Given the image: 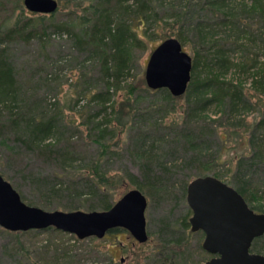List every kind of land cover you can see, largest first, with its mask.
Instances as JSON below:
<instances>
[{"label": "trees", "instance_id": "16d2710c", "mask_svg": "<svg viewBox=\"0 0 264 264\" xmlns=\"http://www.w3.org/2000/svg\"><path fill=\"white\" fill-rule=\"evenodd\" d=\"M79 1L81 3L87 1L83 12L81 14L74 13L70 23H51L50 33L66 32L73 35L72 46L81 53H85L87 60L98 57L99 89L89 91L90 100L99 104L96 114H107L106 111L111 102V90L114 93L125 90L127 111L124 113V119H120L119 115L116 117L119 130L123 132L130 122L131 124L136 123L138 116L144 120L147 119V125L138 127L135 136L132 137L131 150L140 169V174L137 177L127 173L134 188L139 189L150 200L170 192L171 184L168 182L170 181V171L174 166L167 165L166 162H159L155 153H152V146L156 141L151 140L152 145L149 146L147 140L150 137L149 132H154L164 123H159L158 115L167 112L168 107L174 108V104L179 99H183L179 115L183 127L180 129L179 135L183 140L182 145L186 147L184 151L189 153V158L185 156L184 162L198 164V168L210 170L209 166L214 165L212 163L214 159L200 158L203 152L201 147L203 142L199 139L206 119L209 118L205 113L207 107L214 105L217 108L220 113L219 117L210 120L218 123L228 122L239 114V110L251 108L245 95L246 87L243 84V79L240 78L235 82L233 79L227 78L226 75L231 69L242 74V77L252 75L253 87L258 88L264 95V57L262 61H259L256 54L254 57L248 55L251 48L249 43L255 42L258 35L264 36V0H249V2L248 0H195L192 9H189L191 7L189 4L187 9L182 7L179 13L171 12L169 17L175 18L168 24L162 19L160 21L158 18H154L158 14L156 9L161 7L160 0ZM17 2V8L22 11L23 6L20 0ZM7 4V0H0V10L6 12V15L0 19V136L4 139V136L14 135L16 141L34 150L37 156H44L49 152L58 153L59 151L54 149L55 145L44 142L53 135L61 134V123L57 120L56 114L29 113L27 115L24 112L23 108L27 105V100L23 97L24 93L21 94L22 85L11 60V48L14 44H29L33 39L41 44H46L49 38L46 30L49 25L42 26L41 24L39 28L38 22L47 17L50 18V21L54 20L57 10L52 14L39 15L33 19L22 16V12L20 15L12 16L13 11L8 9ZM190 11L193 15L187 20L186 15L188 12L191 13ZM133 18L137 20V28L132 27ZM252 21L258 22L259 29L253 30V24L250 23ZM160 24L168 26L164 39L176 38L182 46L192 43L190 48L192 52L191 79L185 93L179 97L172 96L165 88L152 90L147 86L138 89L132 84L123 85L126 76H131L133 72L134 50L145 48L149 27ZM261 39L264 41V38ZM235 49H240L243 53V58L239 62H234L230 57V52ZM82 79L87 80L85 75H82ZM146 93L153 95V102L141 106V100L146 96L143 94ZM122 105L123 103H121ZM257 110L259 111L258 108ZM105 115L102 120L97 122H85L89 130L87 137L99 148V157L90 161L84 171L73 170L67 163L68 161L63 159L56 169L57 173L54 177L44 184L45 186L50 184L48 191H45L47 194L60 197L64 194L63 192L68 190L67 185L73 188L82 186L87 190L86 193L78 196L77 190L69 191L67 203L63 207L68 211L80 208L88 211L107 210L113 204L112 199L110 200V193L106 191L107 188H104L111 181L100 166V157L111 147L110 143L106 141L108 128L102 127L103 123L110 122V119H107ZM12 129L16 132H12ZM73 135L72 133L69 139ZM239 138L246 142L249 152L247 154L236 153L234 158L228 159L234 162L233 169L229 168L221 173L214 171L211 175L224 182L229 180L230 185L242 195L251 209L258 213L263 212L260 203L264 202V180H253L252 172L257 171L260 166H264V113L259 120L251 125L248 135L245 137V135L239 134ZM73 155L78 157V153ZM215 158L218 162L224 160L222 153ZM61 176H70L71 179H65L67 181L62 182L59 181ZM74 176L75 178L78 176V179L75 180ZM118 180L121 181L122 177ZM186 187V182L181 185V196L186 195ZM46 198H49L48 195ZM48 204L50 203L44 206L45 209L55 210ZM190 215L189 208L180 223V226L185 230L190 229L188 222ZM42 230L62 232L53 227ZM118 230L120 228L112 229L108 233ZM4 231L13 233L15 242L25 250L19 239L20 234L36 233L40 230ZM68 236L67 241L73 240V242L67 245L62 242L41 246L42 254H45L49 259V261H45L47 264L60 262L62 264H81L87 258L98 260L99 255L103 252L96 246L82 248L81 244L84 240H79L73 234ZM89 239L92 240L94 237ZM261 241H264V234L252 241L250 251L264 255V245H261V248L256 246ZM176 242L182 244L184 238H178ZM25 254L28 264H35L34 255L32 254L34 258L31 257L27 250H25Z\"/></svg>", "mask_w": 264, "mask_h": 264}, {"label": "rangeland", "instance_id": "374dc122", "mask_svg": "<svg viewBox=\"0 0 264 264\" xmlns=\"http://www.w3.org/2000/svg\"><path fill=\"white\" fill-rule=\"evenodd\" d=\"M7 1L8 9L13 11L12 16L20 15V12H22V16L33 19L36 16L44 15L28 11L22 0H20L23 6L22 11L17 8V0ZM56 1L58 7L54 20L50 21V18L47 17V20L38 22L39 28L41 24L42 26L49 25L46 30V34L48 33L49 36L46 44H41L36 39H33L29 44H14L11 48V60L22 85L21 94L24 93L23 97L27 100V105L23 108L24 112L27 115L29 113L56 114L57 120L61 123V134L53 135L44 142L55 145L54 149L59 152H49L44 156H37L34 150L16 141L14 135L4 136V139L0 136V174L19 193L22 201L26 204L47 210L44 206L50 203L48 205L55 210L68 211L63 207L67 203L69 191L71 189L77 190L78 196L83 195L87 190L82 186L73 188L67 185L68 190L63 192L61 199L60 196L47 194L45 191H48L50 184L46 186L44 184L54 177L57 173L56 169L63 162V159L68 161L67 163L71 165L73 170L84 171L90 161L99 157V148L87 137L89 130L85 122H97L102 120L105 114H96L99 104L91 101L89 96V91L99 89L98 57L87 60L85 53H81L72 46L73 35L66 32L50 33L52 30L51 23H70L74 13L81 14L83 12L87 1L83 3L79 0ZM159 2L161 7L156 9L158 14L154 18H158L160 21L162 19L168 24L175 18L169 17L171 12L179 13L182 7L187 9L189 4L191 6L189 9H192L195 0H160ZM5 15L6 12L0 10V19ZM192 15V12H188L186 19H190ZM250 23L253 24V30L259 29L258 22L252 21ZM131 24L133 28H137L135 18ZM167 27V25L162 26V24L149 27L145 48L134 50L133 72L131 76H126L123 85L132 84L138 89L146 87L144 71L147 59L152 50L164 40ZM261 38L264 36L258 35L255 42L249 43L251 48L248 53L251 57L256 54L259 61H262L264 57V41ZM191 46L192 43H186L182 46L183 50L190 56L192 55ZM230 57L234 62H239L243 58V53L240 49H235L230 52ZM82 75H85L86 81L82 79ZM226 77L235 82L240 78L243 79V84L246 87L245 95L251 108L239 110V114L228 122L218 123L210 120L219 117L220 113L217 108L214 105L207 107L205 113L209 118L206 119V124L199 138L203 142L201 145L203 152L200 158H213L212 163L214 165L209 166L210 170L206 171V168H198V164L184 162V157L189 158V153L184 151L186 147L182 145L183 140L179 135L180 129L183 127L182 119L179 116L183 99H179L174 104V108L168 107L167 112L158 115L159 123H164L154 132H149L150 137L147 140L149 146L152 145L151 140L156 141L153 143L152 153H155L159 162H166L167 165L174 166L170 171V181L168 182L171 184L170 192L153 200L145 196L147 199V207L144 213L148 233L147 241L138 243L124 229L107 233L101 239L96 237L92 240L89 239L90 237L82 239L84 240L81 244L82 248L96 246L107 253L101 252L98 260L87 258L81 264H203L211 257L201 246L204 233L202 231L192 232L189 228L185 230L180 226L189 209L186 195L181 196L180 194V187L185 182L188 184L197 176L211 175L214 171L221 173L229 168L233 169L234 162L228 159L234 158L236 153L247 154L249 152L246 142L239 138V134L246 137L251 125L259 120L264 113V95L258 88L253 87L252 75L242 77V74L231 69ZM111 94L110 106L105 115L107 119H110V122L102 124L103 128H108L106 141L110 143L111 147L100 157V166L111 181L104 188H107L106 191L110 193V200L112 199L114 203L125 192L134 188L127 173L136 177L140 174V169L131 150L132 137L135 136L138 127L147 125V119L144 120L138 116L136 123L131 124L130 122V128L127 126L121 132L116 117L119 115L120 119H124V113L127 111L125 102L127 94L125 90H119L115 93L111 90ZM143 95L146 96L141 100V106L153 102V95H147V93ZM121 103H123L122 106ZM89 117H91L90 120ZM12 132L16 131L12 129ZM72 133L74 135L69 139ZM73 152L78 153V157H75ZM220 153L223 154L224 160L218 162L215 157ZM252 174L253 180H264V166H260ZM120 177H122L121 181L118 180ZM65 179L71 178L70 176H61L59 181H67ZM74 179L77 180L78 176L76 178L74 176ZM226 182L230 185L229 180ZM46 195L49 198H46ZM92 203L95 204L96 202ZM260 205L263 212L259 213H264V202H261ZM77 210L88 211L83 208ZM68 235L69 233L64 232L40 230L36 233L20 234L19 239L31 257L34 255L35 264H47L49 259L45 254H42L41 246L62 242L64 245L72 243L73 240L67 241ZM181 237L184 238V242L182 244L177 243V239ZM261 245H264V241L256 244L257 248H261ZM25 250L21 249L20 245L15 242L13 233L5 232L0 227V264H28Z\"/></svg>", "mask_w": 264, "mask_h": 264}, {"label": "water", "instance_id": "95a60500", "mask_svg": "<svg viewBox=\"0 0 264 264\" xmlns=\"http://www.w3.org/2000/svg\"><path fill=\"white\" fill-rule=\"evenodd\" d=\"M32 13L52 14L56 0H22ZM192 58L176 38H167L150 53L144 71L149 89L165 88L183 95L191 79ZM192 232L202 231V248L211 255L203 264H264V255L250 252L252 241L264 234V213L251 209L237 190L212 175L197 176L186 187ZM147 199L136 188L125 192L107 210H44L22 201L0 174V227L11 232L53 227L75 235L101 239L110 230L128 231L135 241L148 239Z\"/></svg>", "mask_w": 264, "mask_h": 264}, {"label": "flooded vegetation", "instance_id": "af4514ba", "mask_svg": "<svg viewBox=\"0 0 264 264\" xmlns=\"http://www.w3.org/2000/svg\"><path fill=\"white\" fill-rule=\"evenodd\" d=\"M251 252V251H250ZM251 253H254V254H260V253H257V252H254V251H252ZM263 255V254H262Z\"/></svg>", "mask_w": 264, "mask_h": 264}]
</instances>
